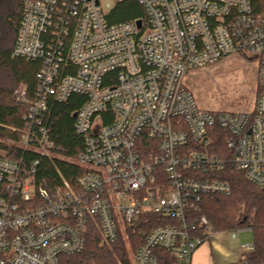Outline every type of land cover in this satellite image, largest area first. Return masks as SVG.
Wrapping results in <instances>:
<instances>
[{"label": "built area", "instance_id": "2783aa9c", "mask_svg": "<svg viewBox=\"0 0 264 264\" xmlns=\"http://www.w3.org/2000/svg\"><path fill=\"white\" fill-rule=\"evenodd\" d=\"M138 1L143 17L110 23L100 0H20L12 55L41 67L32 98L25 85L15 90L28 110L13 140L36 155L27 167L0 143V264H69L90 226L112 245L146 212L166 221L151 227L134 264H169L159 250L191 264L216 231L197 214L202 196L232 190L218 176L226 166L264 188V11L252 0ZM233 53L258 61L254 108H201L186 71ZM75 93L86 97L74 111L84 147L72 160L83 171L73 183L60 173L52 189L36 179L41 158L57 155L45 116ZM253 247L242 244L237 264H249Z\"/></svg>", "mask_w": 264, "mask_h": 264}, {"label": "trees", "instance_id": "16d2710c", "mask_svg": "<svg viewBox=\"0 0 264 264\" xmlns=\"http://www.w3.org/2000/svg\"><path fill=\"white\" fill-rule=\"evenodd\" d=\"M252 4L256 13L264 11V0H252ZM21 12L20 0H0V138L16 140L21 138L28 104L20 103L14 98L15 90L25 85L28 98H32L38 85L36 73L41 67L40 61L12 55ZM143 16L144 9L138 0H121L107 18L110 23H116ZM85 99L84 95L75 93L66 101H51L45 116L52 131L57 155L63 157H42L37 166L36 179L38 182L45 180L52 189L62 182L60 173L73 183L83 171L80 165L72 161L84 147L83 136L75 129L73 115ZM219 131L215 144L223 149L227 132L222 129ZM8 149L11 157L23 158V164L27 167L30 159L36 155L16 145ZM218 176L230 182L231 192L204 194L197 214L206 215L216 231L250 228L254 247L243 253V256L249 264H264V188L248 180L242 171L231 164ZM165 221L166 218L162 215L143 213L138 223L127 231L132 249L135 251L144 241L152 226ZM158 252L164 262L172 263V254L166 250ZM66 260L69 264H131L128 247L122 236L116 243L108 245L102 243L100 233L91 226L84 249L67 256Z\"/></svg>", "mask_w": 264, "mask_h": 264}, {"label": "rangeland", "instance_id": "374dc122", "mask_svg": "<svg viewBox=\"0 0 264 264\" xmlns=\"http://www.w3.org/2000/svg\"><path fill=\"white\" fill-rule=\"evenodd\" d=\"M100 3L103 10L110 13L117 2L100 0ZM183 83L193 92L203 109L251 110L254 108L258 91V61L238 53L229 54L206 67L187 70ZM0 143L10 148L15 142L10 138H0ZM218 235L227 239L225 246L228 249L236 251L239 249L242 251V244L253 240L252 232L248 228L228 230ZM123 238L128 247L130 262L134 264V249L130 245L128 232Z\"/></svg>", "mask_w": 264, "mask_h": 264}, {"label": "crops", "instance_id": "0c3cea01", "mask_svg": "<svg viewBox=\"0 0 264 264\" xmlns=\"http://www.w3.org/2000/svg\"><path fill=\"white\" fill-rule=\"evenodd\" d=\"M226 231L228 230L215 231V235H211L203 242L193 253L191 264H237L242 256V251L240 249L238 251L228 249L225 246L227 239L218 234ZM246 243H253V240Z\"/></svg>", "mask_w": 264, "mask_h": 264}, {"label": "water", "instance_id": "95a60500", "mask_svg": "<svg viewBox=\"0 0 264 264\" xmlns=\"http://www.w3.org/2000/svg\"><path fill=\"white\" fill-rule=\"evenodd\" d=\"M138 23L140 24V23H141V21L139 20V21H138ZM73 116L75 117V116H76V114H74Z\"/></svg>", "mask_w": 264, "mask_h": 264}]
</instances>
